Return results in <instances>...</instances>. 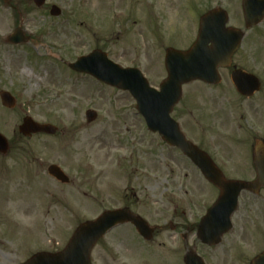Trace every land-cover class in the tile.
<instances>
[{"label": "rangeland", "instance_id": "374dc122", "mask_svg": "<svg viewBox=\"0 0 264 264\" xmlns=\"http://www.w3.org/2000/svg\"><path fill=\"white\" fill-rule=\"evenodd\" d=\"M241 1L46 0L36 8L33 0H0V91L15 100L13 109L0 103V134L9 144L0 155V264L61 250L80 223L129 205L154 229L152 239L144 242L130 226L119 227L99 242L92 264H183L191 250L207 264H249L264 250L254 220L261 196L245 192L221 244L201 245L197 223L217 191L181 153L147 131L127 92L67 66L99 50L119 67L139 70L157 89L166 77L165 50L188 49L199 18L221 8L227 25L245 33L233 64L263 80L264 20L246 30ZM53 5L58 17L49 15ZM18 26L30 40L11 45L7 37ZM262 108L264 90L245 100L221 71L215 87L185 86L171 116L226 178L252 180V146L264 140ZM88 110L97 115L91 124L84 119ZM25 117L56 127V134L22 137L18 126ZM49 165L69 183L50 178ZM245 213L254 222L240 220Z\"/></svg>", "mask_w": 264, "mask_h": 264}, {"label": "water", "instance_id": "95a60500", "mask_svg": "<svg viewBox=\"0 0 264 264\" xmlns=\"http://www.w3.org/2000/svg\"><path fill=\"white\" fill-rule=\"evenodd\" d=\"M44 1L34 0V3L39 7ZM241 9L246 29L257 26L264 19V0H242ZM50 14L58 16L59 10L52 7ZM227 22L225 11L211 10L200 17L196 41L188 51L167 49L164 57L167 77L158 91L150 88L138 70L121 69L98 50L68 65L74 72L90 75L110 87L127 91L135 100L136 110L143 117L148 130L161 136L168 146L179 149L204 178L220 191L217 201L207 211L197 231L200 242L210 246L219 244L221 236L231 229L229 217L236 209L239 193L242 190L254 193L259 187H264V146L258 142L253 149L257 180L251 183L225 181L206 154L185 140L170 114L180 99L182 85L193 81L217 84V69L230 64L231 56L239 47L243 33L226 27ZM28 40L21 28L16 29L9 37L12 44H23ZM232 81L243 96H251L259 89L255 77L240 71L232 74ZM0 100L5 108L11 109L15 105L13 97L7 92H0ZM95 117L93 111L85 112L87 123L94 121ZM18 132L23 137L38 133L54 135L56 128L48 124H37L31 118L25 117ZM7 151V140L0 135V155H5ZM47 174L61 184L69 182L55 165L47 168ZM218 220L221 221L220 225L216 224ZM124 222H130L144 239H151L152 229L139 217H133L125 210L107 211L96 220L81 224L62 251L55 254L37 253L23 264H90L89 253L95 243L113 226ZM183 261L184 264H203L193 253H187ZM251 264H264V253L257 256Z\"/></svg>", "mask_w": 264, "mask_h": 264}, {"label": "flooded vegetation", "instance_id": "af4514ba", "mask_svg": "<svg viewBox=\"0 0 264 264\" xmlns=\"http://www.w3.org/2000/svg\"><path fill=\"white\" fill-rule=\"evenodd\" d=\"M233 58H234V56H233ZM233 58H232V61H231L230 66L227 67V68L220 69V70H219V74H221V71H225V72L227 73V78H229V81H230V83H231L233 89L235 90V88H234V86H233V84H232V82H231V76H232L233 72H234L235 70H237V69H240L241 71H244V72H246V73H251V72L245 71V70H243L241 67H237L235 64H233ZM263 73H264V70H263ZM251 74H253V73H251ZM254 75H255V74H254ZM220 77H221V75H220ZM263 78H264V77H263ZM263 80H264V79H263ZM263 80H262V79L260 80V78H259V81H260V90H259V92H258L257 94H260L261 91L264 90V81H263ZM257 94H255V95H257ZM255 95H254V96H255ZM254 96H252V97H250V98H244V97H242V98L245 99V100H249V99L253 98ZM262 109H264V108H262ZM256 141H257V142L260 141V142L264 143V140H263V139H256V140H254V142H256ZM250 164H251V163H250ZM250 167H251V170L253 171V179H252V180H255L256 177H257V175H256L255 172H254V169H253L252 164L250 165ZM259 195H260L261 197H260ZM262 195H263V196H262ZM255 197H260V198H259V201L256 203L257 205H255L256 208L254 209V210H255V213H254V220L257 222V224H259V228H261V229H258V230H259V238H261V239L264 240V237H262V235L264 236V229H263V224H264V187H260V188L258 189V192H257V194L255 195ZM129 207H132V206L129 205V206H125V207H123V208H125V209L128 210L129 212L133 213V212L129 209ZM133 214H135V213H133ZM245 218H248V220L254 222L253 219H251L250 214H248V213H245V214H243V215L240 216V220H241V219H245ZM125 225H126V226H130V227L132 228V231L136 234L135 229H134L130 224H125ZM125 225H122V226H125ZM122 226H119V227H122ZM119 227H116V228H114L113 230H116V229H118ZM136 237H137L138 239H141L137 234H136ZM263 243H264V242H263ZM99 246H100V244H99V242H98V243L94 246V248L92 249V251H91V256H92L93 252H94ZM119 246H120V243H119V242H116L115 245H114V250L116 251V249H118ZM208 248H212V247H208ZM263 251H264V250H262L261 252H263ZM261 252H260V253H261Z\"/></svg>", "mask_w": 264, "mask_h": 264}, {"label": "bare ground", "instance_id": "6f19581e", "mask_svg": "<svg viewBox=\"0 0 264 264\" xmlns=\"http://www.w3.org/2000/svg\"><path fill=\"white\" fill-rule=\"evenodd\" d=\"M22 74H23V75L26 74V75L30 76L29 71H27V70H25V69L22 71Z\"/></svg>", "mask_w": 264, "mask_h": 264}]
</instances>
